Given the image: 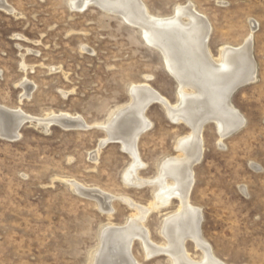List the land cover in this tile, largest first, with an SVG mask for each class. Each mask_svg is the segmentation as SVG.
<instances>
[{"label": "rangeland", "instance_id": "374dc122", "mask_svg": "<svg viewBox=\"0 0 264 264\" xmlns=\"http://www.w3.org/2000/svg\"><path fill=\"white\" fill-rule=\"evenodd\" d=\"M71 1L0 0V108L32 117L16 139L0 134V264H92L102 233L131 219L129 201L141 207L153 202L152 184L124 182L131 157L121 140L107 139L105 125L129 105L132 86L148 85L176 104L178 82L138 25L96 3L80 11ZM138 1L162 18L193 6L211 27L213 57L252 34L255 79L230 96L244 123L221 143L214 122L203 126L190 203L201 212V237L217 260L264 264V0ZM166 111L154 101L144 112L150 126L136 148L137 177L146 182L180 154L176 144L190 132ZM60 114L83 126L51 122L44 129L37 121ZM101 195L111 198L107 205ZM177 207L174 198L147 215L143 227L151 242L164 245L163 221ZM185 249L200 261L192 240ZM130 254L138 264H170L164 253L144 257L138 238Z\"/></svg>", "mask_w": 264, "mask_h": 264}, {"label": "bare ground", "instance_id": "6f19581e", "mask_svg": "<svg viewBox=\"0 0 264 264\" xmlns=\"http://www.w3.org/2000/svg\"><path fill=\"white\" fill-rule=\"evenodd\" d=\"M90 2L138 25L146 43L159 49L168 72L178 82L176 104H169L148 85L141 83L132 86L129 105L113 114L105 125L107 139L121 140L131 157V164L123 174L124 182L129 186L133 183L138 186L150 183L154 186V195L153 202L146 207L132 205L129 201L134 213L128 224L119 229H106L100 234V249L91 263L138 264L130 254L131 244L134 238H138L146 258L164 253L169 257L170 264H223L214 257L209 245L202 239L201 212L190 203L194 184L193 166L202 157V128L207 122H214L219 143L244 123L242 116L230 104V96L239 86L255 79L250 47L252 34H248L240 46H222L217 57H213L207 45L211 27L191 5L178 6L171 16L163 18L150 15L138 0H72L70 6L82 11ZM250 28L253 29L254 25ZM154 101L165 106L172 122H185L190 132L178 138L176 149L180 154L165 160L157 176L146 182L137 177V170L142 164L138 159L136 144L140 134L150 126L144 112ZM31 118L20 110L8 112L0 108V134L16 139L21 125ZM37 121L44 129L51 122L83 126L79 118L73 119L68 114ZM107 139H102L100 144H105ZM69 183L81 191L78 183ZM174 198L178 200V207L164 219L160 233L165 243L158 246L149 240L143 222L150 212L166 208ZM100 199L107 205L111 198L101 195ZM189 239L202 251L199 262H194L185 249Z\"/></svg>", "mask_w": 264, "mask_h": 264}, {"label": "water", "instance_id": "95a60500", "mask_svg": "<svg viewBox=\"0 0 264 264\" xmlns=\"http://www.w3.org/2000/svg\"><path fill=\"white\" fill-rule=\"evenodd\" d=\"M239 87H241V86H239ZM239 87H238V88H239ZM238 88H237V89H238ZM237 89H236V90H237ZM5 137L8 138V139H12V138H9V137H7V136H5Z\"/></svg>", "mask_w": 264, "mask_h": 264}]
</instances>
